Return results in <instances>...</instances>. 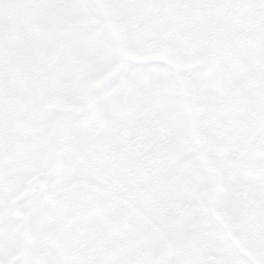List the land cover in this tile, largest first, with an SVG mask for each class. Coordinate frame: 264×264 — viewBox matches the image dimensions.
Segmentation results:
<instances>
[{
	"label": "snow or ice",
	"instance_id": "1",
	"mask_svg": "<svg viewBox=\"0 0 264 264\" xmlns=\"http://www.w3.org/2000/svg\"><path fill=\"white\" fill-rule=\"evenodd\" d=\"M0 264H264V0H0Z\"/></svg>",
	"mask_w": 264,
	"mask_h": 264
}]
</instances>
